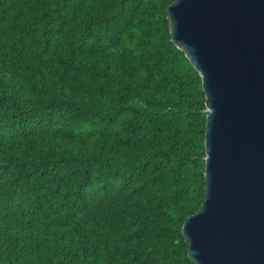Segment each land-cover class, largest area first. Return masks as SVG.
Listing matches in <instances>:
<instances>
[{
  "label": "trees",
  "instance_id": "1",
  "mask_svg": "<svg viewBox=\"0 0 264 264\" xmlns=\"http://www.w3.org/2000/svg\"><path fill=\"white\" fill-rule=\"evenodd\" d=\"M172 0H0V264H193L205 105Z\"/></svg>",
  "mask_w": 264,
  "mask_h": 264
},
{
  "label": "water",
  "instance_id": "2",
  "mask_svg": "<svg viewBox=\"0 0 264 264\" xmlns=\"http://www.w3.org/2000/svg\"><path fill=\"white\" fill-rule=\"evenodd\" d=\"M170 42L201 80L204 198L182 224L193 264H264V0H172Z\"/></svg>",
  "mask_w": 264,
  "mask_h": 264
}]
</instances>
